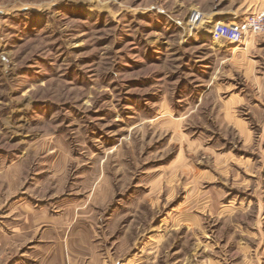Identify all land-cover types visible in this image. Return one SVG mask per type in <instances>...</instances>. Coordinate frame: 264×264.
I'll list each match as a JSON object with an SVG mask.
<instances>
[{"label": "rangeland", "instance_id": "1", "mask_svg": "<svg viewBox=\"0 0 264 264\" xmlns=\"http://www.w3.org/2000/svg\"><path fill=\"white\" fill-rule=\"evenodd\" d=\"M260 7L0 0V264H264Z\"/></svg>", "mask_w": 264, "mask_h": 264}, {"label": "built area", "instance_id": "2", "mask_svg": "<svg viewBox=\"0 0 264 264\" xmlns=\"http://www.w3.org/2000/svg\"><path fill=\"white\" fill-rule=\"evenodd\" d=\"M264 31V11L251 15L237 23L218 22L212 30L214 41H225L231 44H243L249 33L258 34Z\"/></svg>", "mask_w": 264, "mask_h": 264}, {"label": "bare ground", "instance_id": "3", "mask_svg": "<svg viewBox=\"0 0 264 264\" xmlns=\"http://www.w3.org/2000/svg\"><path fill=\"white\" fill-rule=\"evenodd\" d=\"M192 26H193L192 27L193 30H200V29L205 28V23H202V22L198 21V22H195Z\"/></svg>", "mask_w": 264, "mask_h": 264}, {"label": "crops", "instance_id": "4", "mask_svg": "<svg viewBox=\"0 0 264 264\" xmlns=\"http://www.w3.org/2000/svg\"><path fill=\"white\" fill-rule=\"evenodd\" d=\"M263 9H264V8H261V7H260V8H258L257 11H260V10H263ZM243 20H245V19H242L241 21H243ZM256 44L259 45L258 41L255 42V45H256ZM260 44H262V42H261Z\"/></svg>", "mask_w": 264, "mask_h": 264}]
</instances>
